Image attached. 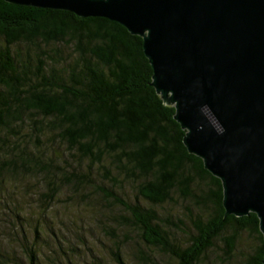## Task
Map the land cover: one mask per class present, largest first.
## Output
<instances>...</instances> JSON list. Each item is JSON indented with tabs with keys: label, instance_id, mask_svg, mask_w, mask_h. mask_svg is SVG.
<instances>
[{
	"label": "trees",
	"instance_id": "1",
	"mask_svg": "<svg viewBox=\"0 0 264 264\" xmlns=\"http://www.w3.org/2000/svg\"><path fill=\"white\" fill-rule=\"evenodd\" d=\"M153 74L144 39L116 21L0 0V179L11 176L28 189L43 184L42 212L50 210L48 203L65 182L81 190L90 181L113 199L126 211L124 225L133 233L112 230L120 240L109 249L116 257L100 264H129L134 258L139 264H200L228 230V253L251 231L259 245L249 263L264 264L258 215H227L222 180L189 152L176 108L153 86ZM51 142L68 146L77 160L90 157L91 165L112 154L121 173L141 180L138 196L150 206L106 192L90 172L59 171L48 155ZM105 168V176L118 184L120 178ZM202 181L207 190L200 194ZM178 197L193 200L199 213L185 240L174 245L156 206ZM36 228L41 231L42 223ZM153 250L170 259L156 263ZM30 257L39 264L33 250Z\"/></svg>",
	"mask_w": 264,
	"mask_h": 264
},
{
	"label": "water",
	"instance_id": "2",
	"mask_svg": "<svg viewBox=\"0 0 264 264\" xmlns=\"http://www.w3.org/2000/svg\"><path fill=\"white\" fill-rule=\"evenodd\" d=\"M5 1L141 36L152 84L175 106L189 152L222 180L227 215L256 213L264 234V0Z\"/></svg>",
	"mask_w": 264,
	"mask_h": 264
},
{
	"label": "rangeland",
	"instance_id": "3",
	"mask_svg": "<svg viewBox=\"0 0 264 264\" xmlns=\"http://www.w3.org/2000/svg\"><path fill=\"white\" fill-rule=\"evenodd\" d=\"M39 140L46 138L41 136ZM48 155L59 165V171L66 168L90 172L106 192L116 193L129 202L150 206L149 202L138 196L137 184L141 180L137 182L121 173L112 154H105L101 162L96 161L91 165L90 157L77 160L68 146L51 142ZM105 167L120 178L118 184L105 176ZM17 180L11 176L0 179V264H32V250L38 256L39 264H100L103 258L116 257L109 249L114 245L117 247L120 240L112 236V230L123 236L121 227H124L127 234L133 233L124 225L126 211L103 191L94 188L90 181L85 182L81 190H76L68 182L63 183L55 199L48 203L50 210L42 212L44 206L38 198L43 184L37 182V188L28 189L26 184H14ZM196 190L202 194L207 190L206 182L202 181ZM173 196L177 197L178 192ZM156 208L172 244L183 242L193 229V216L199 213L195 202L178 197ZM27 219H30L29 222H26ZM22 223L25 225L22 226ZM39 223H42L41 231L36 228ZM232 233L233 230L225 232L200 264H251L249 259L256 254L259 241L251 231H245L240 236L239 249L230 254L226 240ZM154 252L151 253L153 258L148 257L156 263L170 259L165 254ZM106 264L115 263L106 261ZM129 264L139 262L134 258Z\"/></svg>",
	"mask_w": 264,
	"mask_h": 264
}]
</instances>
